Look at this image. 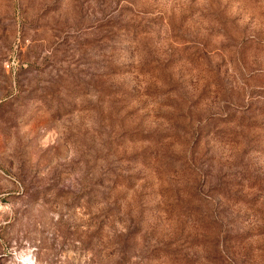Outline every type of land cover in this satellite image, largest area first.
Listing matches in <instances>:
<instances>
[{
  "label": "rangeland",
  "instance_id": "374dc122",
  "mask_svg": "<svg viewBox=\"0 0 264 264\" xmlns=\"http://www.w3.org/2000/svg\"><path fill=\"white\" fill-rule=\"evenodd\" d=\"M0 264H264V0H0Z\"/></svg>",
  "mask_w": 264,
  "mask_h": 264
}]
</instances>
